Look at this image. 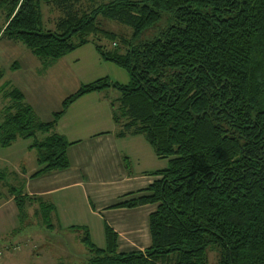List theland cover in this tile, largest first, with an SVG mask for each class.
Listing matches in <instances>:
<instances>
[{
	"label": "trees",
	"instance_id": "trees-1",
	"mask_svg": "<svg viewBox=\"0 0 264 264\" xmlns=\"http://www.w3.org/2000/svg\"><path fill=\"white\" fill-rule=\"evenodd\" d=\"M0 6L6 14L0 38L24 43L42 61L93 42L103 59L131 76L128 84L108 77L82 84L48 121L20 88L5 86L0 143L33 139L39 168L31 177L71 166L74 142L57 124L79 98L110 87L120 91L112 101L117 135H144L157 157L168 159L150 172L157 178L148 187L113 206H156L150 244L123 251L106 222L101 248L88 226H72L84 230L80 239L90 252L84 264H209L210 251L217 264H264V0H0ZM45 6L60 14L52 28ZM103 19L129 26L132 35L105 28ZM9 174L0 165V183ZM7 192L20 220L37 205L42 224L56 226L52 202L26 194L24 185L9 184Z\"/></svg>",
	"mask_w": 264,
	"mask_h": 264
},
{
	"label": "rangeland",
	"instance_id": "rangeland-1",
	"mask_svg": "<svg viewBox=\"0 0 264 264\" xmlns=\"http://www.w3.org/2000/svg\"><path fill=\"white\" fill-rule=\"evenodd\" d=\"M4 11L5 8L0 6V29L6 22ZM59 15L58 11L45 6L46 27H54ZM102 24L105 28L120 34L132 35V28L117 21L103 19ZM155 34V31L152 34L147 33L141 36V39H149ZM15 61L19 63L20 68L12 70L10 65ZM0 69L4 71L2 83L8 80L13 86L22 89L27 95L28 101L35 105L40 117L46 121L52 119L53 112L62 108V100L75 92L82 84L102 77H108L111 81L122 84H128L131 81L129 72L114 62L103 59L93 42L82 45L59 59L42 61L24 43L2 37L0 38ZM98 96L101 98L102 109L100 117L102 121L95 126L94 130H117L118 127L112 117V101H115L120 96V91L115 87H110L102 91ZM7 101L4 100L3 105L7 104ZM115 104L117 107L119 103L116 102ZM69 118L76 120V113L73 112L70 117H67L68 120ZM88 121V116L80 113L78 122L71 124L85 129V123ZM80 134H78L79 136L76 139L82 137ZM125 140L123 142L129 144L130 150L140 155L139 158L143 159L144 162L148 158L145 153L154 154L153 147L144 135L127 137ZM28 141L29 143L24 144H31L33 139ZM0 156L3 158V168L10 171L7 179L0 183V191L4 193L7 192L6 189L9 184L25 185L22 182V170L26 169L32 172L39 168L36 149L30 151L24 148L17 149L16 147L4 149L0 145ZM129 157L132 158L130 155ZM131 160L133 167L130 166V168L134 171L136 165L139 164H137L136 159L132 158ZM156 160L162 166L168 165V159ZM73 197L79 202L86 201L82 190H74L72 194H68L67 199H72ZM136 208H127L126 211L118 213L109 212L110 210H115V208H105L101 216L85 213L82 214V219L77 222H69L68 219L58 222V219H54V224H57L55 229L42 225L37 218L30 215L28 210L25 219H19L18 229L14 234H4L5 236L0 238V248L3 247L4 251V254L0 256L1 261L3 264H84L90 258L87 246L80 239L84 230H74L71 227L87 225L94 243L104 248L106 247L105 221H108L111 225L114 223L113 219L115 216L118 217L117 220L124 219L127 223L126 228L123 227V230L126 229V233L120 238V249L123 251L135 248L143 249L151 241L149 217L148 215L146 217V229L142 227V231H133L132 229L139 227L143 223L144 212L147 210V207ZM11 242L14 245H18L19 248L13 249V246H11L7 249L4 247L7 243L10 245ZM217 261V252L210 251L209 264H217Z\"/></svg>",
	"mask_w": 264,
	"mask_h": 264
},
{
	"label": "crops",
	"instance_id": "crops-1",
	"mask_svg": "<svg viewBox=\"0 0 264 264\" xmlns=\"http://www.w3.org/2000/svg\"><path fill=\"white\" fill-rule=\"evenodd\" d=\"M14 64L17 68L12 67ZM18 68H20V65L17 61L10 65V69L12 70ZM3 77L0 79V112L5 106L3 105L4 100H6L4 96V88L8 84H11L8 80L2 83L4 80ZM102 91L92 92L79 98L67 109L66 113L57 124L56 131L64 135L69 141L74 142L68 148V156L71 161V166L69 168L54 170L36 177H31L35 171L30 172L26 169L22 170V182L25 184L24 187L26 186L25 193L32 196L42 197L46 201L52 202L55 205L53 221L54 219H58V222H63L65 219H68L69 222H77L82 219L81 216L85 213L101 216V214L104 213L103 210L105 208H115V210H110L109 212H124L128 207L113 206L116 203L129 198L130 196L127 195L128 193L136 192L148 187L157 178V176L152 175L150 172L166 167L157 162L156 159H162L157 157L155 151L154 154L150 152L145 153L148 158L144 162L143 159L139 158L140 155H137L134 151L130 150L129 144L123 142L126 141L125 139L127 137H137L138 135L121 137L117 135L118 129L114 131L94 130L95 126L97 124L99 125L102 121L100 117L102 109L101 98L98 96ZM25 97L28 101L26 94ZM28 102L37 112L35 105L30 101ZM73 112L76 113V120H73L72 118H69L68 120L67 117H70ZM78 112L88 116L89 121L85 123V129L78 128L71 124L73 122H78L80 115ZM79 133H81L80 136L82 137L76 139L79 136ZM28 140L30 139H23L22 141L18 140L13 145L4 147V149L16 147L17 149L24 148L28 151L33 150L30 148L32 143L24 144L29 143ZM124 144L126 145L124 146ZM129 155L132 156L134 160L136 159L137 164H139L136 165L134 171L130 168V166H133L132 158H130ZM2 163L3 158L0 156V165L3 168ZM74 190H82L87 202H79L74 199L75 197L67 199L68 194H72ZM37 207V205H31L29 207L30 215L37 218L40 223H42L35 214V209ZM140 207H147V210L144 212L145 216H143V223L139 227L132 229L135 232L136 230L142 231V227L146 229V217L147 215L149 217V214L156 208V206L152 204L135 208L138 209ZM117 218V216L114 217V223L111 224V226L119 233L121 238L122 235L126 233V229L123 230V227L126 228L127 223L124 219L117 220ZM106 222L108 223V221H105V223ZM18 223V207L15 203L14 197L6 192L2 194L0 198V238L5 236L4 234H14L18 229ZM55 228L56 226L53 229ZM11 246H13V249L19 248L18 245H14L12 242L10 245L7 243L4 247L9 249ZM2 248H0V251L3 255L4 251ZM0 264H3L1 258Z\"/></svg>",
	"mask_w": 264,
	"mask_h": 264
},
{
	"label": "built area",
	"instance_id": "built-area-1",
	"mask_svg": "<svg viewBox=\"0 0 264 264\" xmlns=\"http://www.w3.org/2000/svg\"><path fill=\"white\" fill-rule=\"evenodd\" d=\"M2 252L0 251V256H1Z\"/></svg>",
	"mask_w": 264,
	"mask_h": 264
}]
</instances>
